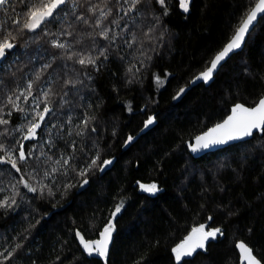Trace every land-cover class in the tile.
Wrapping results in <instances>:
<instances>
[{
  "label": "trees",
  "instance_id": "1",
  "mask_svg": "<svg viewBox=\"0 0 264 264\" xmlns=\"http://www.w3.org/2000/svg\"><path fill=\"white\" fill-rule=\"evenodd\" d=\"M32 2L11 0L6 10H0V36L15 31L13 18ZM254 2L192 0L190 11L184 13L179 0H166L171 5L166 16L155 0L149 5L151 10L141 5L128 17L114 10L110 20H118L119 26L112 27L120 38L109 48L108 59L97 61V68H82L66 58L71 51L92 55L99 51H93L92 39L84 35L92 29L74 23V17L57 21L50 29L55 35H44L40 29L17 34L15 47L0 60V108L10 120L9 125L0 126V131L7 128L10 133L0 137V142L18 148L15 141L22 134L14 128L27 122L23 113L6 115L11 111L5 107L7 97L25 91L32 82L29 102L20 100L31 113L35 100L51 88L52 112L38 130V138L24 142L27 150L35 152L22 169L32 173L34 185H49L53 195L45 191L41 196L17 185V204L0 208V251L22 245L6 264H104L102 258L81 250L76 232L87 241L99 239L121 202L124 207L114 221L108 264H176L172 249L201 224L206 230L221 228L224 236L206 251L184 258L188 264H240L238 241L253 248L264 264V137L256 134L200 158L189 152L194 138L222 122L235 104L253 107L264 97V20L248 36L243 51L233 55L212 81L192 85ZM150 27L154 30L146 37ZM65 30L74 35H64ZM133 32L137 40L128 47L125 40H131ZM57 39L72 45L68 52L52 47L51 41ZM96 41L107 43L99 37ZM46 63L51 67L37 80L36 72ZM157 76L164 81L162 86L156 83ZM68 78L82 83L65 87ZM181 88L184 93L174 99ZM86 117L92 118L88 129L78 136ZM149 117H154V124L146 129ZM93 127L96 132L91 131ZM129 135L135 139L126 147ZM97 151L99 163L105 159L113 163L105 172L93 168L83 187L75 171L64 175L60 169L52 179L43 176L44 171L59 168L55 161L61 156L73 155L70 164L78 170ZM41 152L51 156V161L45 157L37 161ZM34 167L38 172H33ZM21 174L10 165H0V200L12 195ZM66 183L75 186L65 192ZM140 183H156L161 190L146 194Z\"/></svg>",
  "mask_w": 264,
  "mask_h": 264
},
{
  "label": "snow or ice",
  "instance_id": "2",
  "mask_svg": "<svg viewBox=\"0 0 264 264\" xmlns=\"http://www.w3.org/2000/svg\"><path fill=\"white\" fill-rule=\"evenodd\" d=\"M11 0H0V10H6L10 5ZM21 4H25V0H19ZM152 0H33L30 5H26L27 10L22 13H17L16 18H13L12 23L16 25L15 31L9 30L6 34L0 36V60H3L7 55V52L15 47L14 41L17 39L18 33L27 32H37L38 29L44 35H55L50 31L51 27H55L57 21H67L69 17H74V23L82 24L83 27L91 28L92 31L84 33L88 38L92 39V49L95 51L99 48L96 55H92L90 52L85 54L80 51H71L67 55V60H72L74 63L79 64L82 68H88L89 66L97 68V61L103 57L105 60L108 59V51L113 45L116 44L118 38H120V33H116L112 25L119 26L118 20L113 17V11L117 13L123 12L124 17H128L130 13L137 12L139 6L145 5L147 10H151L149 5ZM163 9V15L169 14L170 4H166V0H155ZM192 0H179V8L184 12L188 13L190 11V5ZM128 5L124 8L123 5ZM12 10L15 11V5H12ZM123 18V17H121ZM155 19L158 21L159 16ZM259 20H264V0H255L250 8H248L242 15L240 23L237 25L233 35L230 37L226 45L216 54L208 63L206 69L200 73L192 81L203 80V82L208 83L214 77V74L219 72L224 66L228 59L232 57L233 54L238 51H242L244 45H246V37L251 35V31L255 28V23ZM43 25V28H42ZM69 27H73V24H69ZM98 30V31H97ZM154 28L150 27L147 32H145L146 37H150ZM127 31V29H125ZM111 33V35H110ZM66 36H73L74 33L71 31H64ZM99 37L100 40L107 42L104 45H99L96 38ZM137 37L135 32L131 34V40H125L128 47L136 43ZM80 40H76V44H79ZM52 47L68 52L72 45L60 42L57 40L51 41ZM151 59V57H148ZM51 67V63H46L41 66L39 71L36 72V79L39 80L41 75ZM58 68L60 66H57ZM98 70V69H97ZM55 71V70H54ZM131 72L132 69L130 68ZM139 71V69H137ZM156 83L160 86L163 85L164 81L160 77H155ZM76 83H82L78 79L68 78L64 81V86L68 88H75ZM131 83V80L129 81ZM185 91L181 88L174 99H179L180 95ZM33 95V83L29 82L25 91L20 92L18 95L13 93L7 97L5 107L10 106L11 111L6 113L7 116H11L12 112H20L24 114V119L26 123L14 128L15 132L21 133V138L15 141V144L19 147L16 148L13 145L6 146L4 143L0 142V165H10L11 169H14L16 173H22L17 181V184L12 186V195L0 200V208H12L17 204L16 197L20 195L17 185L23 186L28 192L37 193L39 192L41 196L47 191L48 195H53L52 189L49 185H45L42 182L39 186L34 185L31 180L34 179L31 172L25 173L22 169V165H26L29 160L33 159L35 149L27 150L25 141H32L38 138V130L45 125L46 118L52 112L50 107V97L52 95V90L49 88L47 91L42 93V99L35 100V107L32 109L31 113L27 112L20 103L21 97H23V103L27 104L29 98ZM43 104L41 109L40 105ZM129 110H131L129 106ZM4 109L0 108V126H6L10 124L9 119L4 118ZM91 117H86L79 126L80 130L76 132V135L83 136L85 131H87ZM154 124V117H149L144 128H148L150 125ZM55 127V125H53ZM92 132H96V128H91ZM259 134L264 137V97H261L258 102L253 107H247L243 104L237 103L231 108V114L222 122L216 124L214 127L209 129L204 134L197 136L195 138V144H190L191 150L196 153L204 149H208L210 146L224 145L232 141L245 140L246 138L253 137ZM10 135L9 130L4 128L0 131V137H8ZM71 135V132L69 133ZM134 136L129 135L125 141V146L133 142ZM49 145L52 146L51 139L48 141ZM73 152H75V141L71 144ZM41 157H45L47 161H51L52 157L47 156L46 153L41 152L40 156L35 157L37 161H40ZM73 155L61 156L55 161V164L59 166L53 167L51 171H44L43 176L47 179H52L54 174L63 169V174L67 175L69 170L75 171L76 175L81 177L82 182L80 187L87 185L89 183L87 175L93 170V168H98L100 172H105L106 168L113 163L111 159H105L102 163L100 161L99 151L91 158L89 162L85 164L84 167L80 169L74 168L70 161L74 160ZM43 162V161H41ZM33 172H38V168L34 167ZM25 175L29 179H25ZM139 183V182H138ZM72 183H66L64 188L65 192L72 187ZM141 191L155 195L161 189L158 184H139ZM3 191V189H0ZM124 205L123 202L118 204L115 210L111 214V219L103 227L99 233V239L95 241H86L79 231L76 232V236L79 238V243L82 246L84 252L88 256H98L103 259L104 264H108L109 248L113 241V233L115 232V219L117 215L121 212ZM212 218L209 217V220ZM39 223V221H37ZM219 237L224 236V232L221 228H214L206 230V226L201 224L198 227H194L191 232L185 237V239L172 249L175 257L176 264H188L184 258L192 257L197 253L198 250L206 251L208 241L215 240ZM21 244L15 245L11 251L5 248L0 251V264H6V261L12 257L16 249L21 248ZM236 248L240 253L241 264H262L261 259H258V254L254 253L253 248L249 247L245 242L239 241L236 244ZM7 253V255H5Z\"/></svg>",
  "mask_w": 264,
  "mask_h": 264
},
{
  "label": "water",
  "instance_id": "3",
  "mask_svg": "<svg viewBox=\"0 0 264 264\" xmlns=\"http://www.w3.org/2000/svg\"><path fill=\"white\" fill-rule=\"evenodd\" d=\"M259 22V21H258ZM258 22H254L255 23V26L257 25V23ZM253 31V30H252ZM251 31V32H252ZM247 39H248V37H246V41H247ZM244 47H245V45L243 46V48H242V51H243V49H244ZM241 51H238L237 53H235V54H238V53H240ZM235 54H233V55H235ZM232 55V56H233ZM229 60V59H228ZM227 60V61H228ZM216 74H214V76H215ZM197 77V76H196ZM214 78V77H213ZM194 80V79H193ZM213 80V79H212ZM211 80V81H212ZM210 82V81H209ZM208 82V83H209ZM201 83H205V82H203V80H196V82L195 83H193L192 82V85H198V84H201ZM208 83H205V84H208ZM248 107V106H247ZM231 114V111H230V113L228 114V115H230ZM228 117V116H227ZM226 117V118H227ZM225 118V119H226ZM224 119V120H225ZM223 120V121H224ZM222 121V122H223ZM222 122H220V123H222ZM215 126V125H214ZM214 126H212V127H214ZM211 127V128H212ZM211 128H209V129H211ZM208 129V130H209ZM208 130H206L205 132H207ZM205 132H203V133H201L200 135H202V134H204ZM200 135H198V136H200ZM254 137V136H253ZM253 137H249V138H246L245 140H237V141H232V142H229V143H227V144H224V145H216V146H210L208 149H204V150H202V151H199V152H196V153H194L192 150H191V148L189 147V152H190V154L193 156V157H195V158H200V157H203V156H205V155H207V154H209V153H212V152H215V151H219V150H222V149H224V148H226V147H229V146H231V145H234V144H238V143H242V142H245V141H248V140H251ZM196 138V137H195ZM195 138H194V140L192 141V145H194L195 144ZM143 184H145V183H143ZM141 192H143V191H141ZM143 193H145V192H143ZM146 194H148V193H146ZM83 236V235H82ZM114 236H115V232L113 233V241H112V243L110 244V248H109V254H110V252H111V250H112V247H113V244H114ZM84 237V236H83ZM219 237V236H218ZM76 239H77V242H78V244H79V246H80V248H81V250L84 252V250H83V248H82V246L80 245V243H79V238L76 236ZM85 239V238H84ZM86 240V239H85ZM216 240V239H215ZM87 241V240H86ZM214 240H209L208 241V243H207V246L210 244V243H212ZM239 242V241H238ZM244 242V241H243ZM249 246V245H248ZM250 247V246H249ZM237 249V248H236ZM198 251H200V250H198ZM197 251V252H198ZM237 251H238V254H239V259H240V253H239V250L237 249ZM85 253V252H84ZM86 254V253H85ZM186 258H188V257H186ZM259 259V258H258ZM240 264H241V262H240ZM263 264V263H262Z\"/></svg>",
  "mask_w": 264,
  "mask_h": 264
}]
</instances>
